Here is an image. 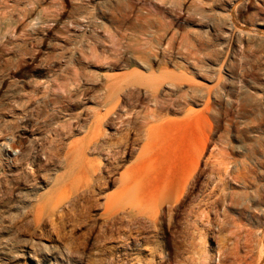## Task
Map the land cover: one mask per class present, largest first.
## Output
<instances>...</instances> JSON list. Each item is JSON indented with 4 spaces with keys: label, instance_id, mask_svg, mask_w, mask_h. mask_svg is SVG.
<instances>
[{
    "label": "rangeland",
    "instance_id": "374dc122",
    "mask_svg": "<svg viewBox=\"0 0 264 264\" xmlns=\"http://www.w3.org/2000/svg\"><path fill=\"white\" fill-rule=\"evenodd\" d=\"M0 143V264L264 257V0H0ZM165 157L175 193L106 207Z\"/></svg>",
    "mask_w": 264,
    "mask_h": 264
},
{
    "label": "bare ground",
    "instance_id": "6f19581e",
    "mask_svg": "<svg viewBox=\"0 0 264 264\" xmlns=\"http://www.w3.org/2000/svg\"><path fill=\"white\" fill-rule=\"evenodd\" d=\"M14 128H16V126ZM183 135H184V128L176 125L172 121H165V122H162L158 125L157 133H155V135L151 138V141L152 142H154V141L159 142L160 145H164L167 147L168 146L173 147L175 145L176 140L178 141V138L180 136H183ZM9 136H10L9 139L6 138L7 136L5 137L6 140H10V141H6L4 139V143H3L4 146L11 147L12 151L14 149L15 150L19 149L22 152H25V150H28V147H26V146L24 147V145L21 144V140H19V139L13 140V138H15V137L12 134H10ZM21 145H23L24 148L21 147ZM172 147H171V150H172ZM21 148H23V150ZM174 155H176V154H174ZM23 156L24 155L22 154L20 157L17 158V160L21 161ZM167 156H168V154H167ZM165 158L166 159L163 158V160L156 161L155 164L152 163V165H150V166L142 165V162H141V163H138L140 165L136 164L133 168H131V169H133L131 171V175H130L131 178H129L128 180H126L122 183L121 188H122L123 192H121L118 196V200L121 203V205L117 208L115 206L116 203H114V201L112 199H109L106 207H108V209H111V210L115 207L114 210H116L119 208H124V207L130 206L134 210V203L128 204L129 203L128 201H130V199H129L130 196L136 195L138 199H142L140 201V203L137 204L138 208H141L144 206L148 207L149 204H151L150 209L153 210V208H155V204H157L159 200H163V198H167V197L171 196L173 193H175L178 190V186L176 185V183H173L174 181L173 182H170V181L172 180L171 177H174V174H175L174 171L177 168L175 170H173L171 168L172 164H171L170 160H168L169 157L168 158L165 157ZM154 159L155 158H153V160ZM176 163H177V161H176ZM134 179H139L140 182L137 181V184H135V185L131 184L132 180H134ZM169 179H170V181H169ZM143 181L150 182L151 187H144ZM258 193H256V194H258L257 198H260V200H262L264 202V195L261 194L260 191ZM154 198H156L157 201H155ZM152 203H154V204H152ZM51 223H53V222H51ZM140 227H142V226H140ZM262 240H263L262 238L257 239L256 244H258L259 241H261V244L264 245ZM253 241H254V239H251V242H253ZM251 242L250 243L243 242V244H244L243 246L247 248L246 251H248V252H251L252 248L254 247V245ZM229 248H230V250L228 251V264H264V257H263V255L261 256L260 253H259L260 256H257V258H255L256 259L255 261H253V260L248 261V258L252 257L251 255L249 257H242L241 258L237 252V249L239 248L238 241L233 242V245ZM262 251H264V250H262Z\"/></svg>",
    "mask_w": 264,
    "mask_h": 264
}]
</instances>
